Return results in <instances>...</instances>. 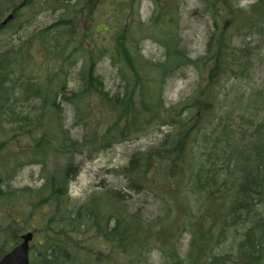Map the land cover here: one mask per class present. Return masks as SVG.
Masks as SVG:
<instances>
[{"label": "trees", "instance_id": "16d2710c", "mask_svg": "<svg viewBox=\"0 0 264 264\" xmlns=\"http://www.w3.org/2000/svg\"><path fill=\"white\" fill-rule=\"evenodd\" d=\"M153 1L147 22L136 25L124 13L107 39L110 34L90 25L94 0H0V256L32 230L30 264H150L152 246L173 257L172 264H264V77L258 89L245 92L254 67L249 33L264 23V0L247 8L201 0L211 24L204 54L194 59L172 34L173 0L162 7ZM34 8L60 14L29 39H6ZM146 36L164 47L161 60L137 49ZM103 57L121 78L117 91L96 73ZM77 58L79 83L67 95ZM188 64L198 76L194 91L166 107L164 78ZM59 99L73 106L84 129L80 140L63 128ZM165 125L157 144L114 169L126 181L124 191L106 185L69 200L76 155ZM33 163H41L42 183L13 187L16 172ZM137 193L165 199L170 213L142 215L126 202ZM190 216L193 222L185 224ZM186 228L194 237L184 261L175 248ZM227 234L237 239L234 248L213 252Z\"/></svg>", "mask_w": 264, "mask_h": 264}, {"label": "rangeland", "instance_id": "374dc122", "mask_svg": "<svg viewBox=\"0 0 264 264\" xmlns=\"http://www.w3.org/2000/svg\"><path fill=\"white\" fill-rule=\"evenodd\" d=\"M64 3L73 5L78 0H64ZM96 8L93 13V21L91 27L98 31H103L107 39L122 23L124 13H130L127 16V21L134 19L135 24L147 22L154 14L155 3L153 0H126L125 8H123V0H94ZM161 7L164 2L169 0H155ZM236 5L242 8H247L255 0H232ZM129 6V7H128ZM175 14V25L172 28V34L178 37L179 45L183 51L191 59L200 57L204 54L207 44L208 32L210 30L211 16L203 10L201 0H173L170 3ZM125 9V12L122 10ZM108 10L112 12L106 14ZM60 14L59 10H44L42 8H34L25 16L27 21H19L18 32L13 28L12 32H7L10 35L6 39H29L38 29L48 25L53 20L57 19ZM5 15L1 18H3ZM16 24V20L10 26L12 28ZM16 26V25H15ZM17 27V26H16ZM106 29V31H105ZM249 46L254 50L253 60V75L246 87V93H250L252 89H258L261 80L264 77V23L261 28H253L249 33ZM96 39V38H95ZM100 41L106 40L99 37ZM5 40H2V42ZM90 46V45H88ZM37 49L36 47H34ZM137 49L147 59L152 61L161 60L164 54V47L154 39L145 37L137 44ZM34 55V54H33ZM37 58V57H36ZM80 58H77V63L74 68L70 69L68 84L66 85L65 93L72 94L71 89L77 88L79 81L74 75L76 69L80 65ZM41 60L38 58L37 60ZM41 65V64H40ZM96 73L102 78L106 89L117 91L120 87L121 78L118 75L116 68L110 64L107 57L99 59L95 67ZM198 82L196 69L192 64L183 65L174 73L166 76L162 82L161 94L163 103L166 107L174 106L184 98L189 96L195 89ZM61 108V121L63 128L68 136L74 140H80L84 135V129L74 120L73 106L59 99ZM169 130L168 126L152 127L137 137L118 142L107 149L92 154L84 151L82 154L76 155L77 171L72 174L68 184V197L71 202H77L86 197L88 192L97 187L106 185L114 186L121 191L125 190V180L122 176L116 174L115 170L119 166L125 165L130 155L142 150L150 145L157 144L164 134ZM3 135V134H2ZM41 163L27 164L21 167L13 179L11 185L13 187H23L25 185L38 186L43 181V175L40 172ZM126 202L130 207L138 209L142 215L155 217H166L170 209L167 201L155 194H133ZM191 216L197 214V209L191 210ZM184 221L189 225L194 218ZM163 218V217H162ZM161 219V218H158ZM191 228H186L180 235L175 248L176 254L184 261L188 260V252H191L190 241L194 237ZM213 232L217 235V226L213 228ZM237 239H232L228 234L219 243L215 244L211 250L215 253H222L233 249ZM150 264H172L174 258H170L163 254L162 251L150 247V252L147 255ZM264 261V260H263Z\"/></svg>", "mask_w": 264, "mask_h": 264}, {"label": "water", "instance_id": "95a60500", "mask_svg": "<svg viewBox=\"0 0 264 264\" xmlns=\"http://www.w3.org/2000/svg\"><path fill=\"white\" fill-rule=\"evenodd\" d=\"M32 235L31 231L21 234V241L0 257V264H29L28 243Z\"/></svg>", "mask_w": 264, "mask_h": 264}]
</instances>
